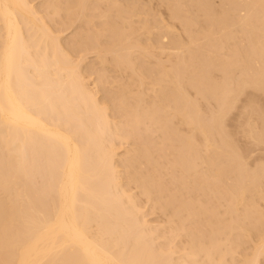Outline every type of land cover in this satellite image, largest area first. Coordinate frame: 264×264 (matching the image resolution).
I'll list each match as a JSON object with an SVG mask.
<instances>
[{
  "label": "bare ground",
  "instance_id": "bare-ground-1",
  "mask_svg": "<svg viewBox=\"0 0 264 264\" xmlns=\"http://www.w3.org/2000/svg\"><path fill=\"white\" fill-rule=\"evenodd\" d=\"M154 1L0 0V264H264V0Z\"/></svg>",
  "mask_w": 264,
  "mask_h": 264
},
{
  "label": "rangeland",
  "instance_id": "rangeland-1",
  "mask_svg": "<svg viewBox=\"0 0 264 264\" xmlns=\"http://www.w3.org/2000/svg\"><path fill=\"white\" fill-rule=\"evenodd\" d=\"M152 2H155V1L152 0ZM153 5H156V2H155V4H154V3H153V4L151 3V7H153ZM157 6H158V5L154 6V9H155ZM159 7H160V6H158L157 8H159ZM160 8H161V7H160ZM160 8H159V10H160V11H159V14L161 15V14L163 13L164 18L167 17L166 11L164 12L165 9L162 10L163 8H161V9H160ZM156 10H158V9H156ZM162 11H163V12H162ZM160 12H161V13H160ZM163 16L161 15L162 18H163ZM89 58L91 59V57L88 55V57H87L86 60L88 61ZM90 59H89V60H90ZM263 93H264V92H263ZM263 96H264V94H263ZM263 96L261 95L260 97H261V99L264 100Z\"/></svg>",
  "mask_w": 264,
  "mask_h": 264
}]
</instances>
